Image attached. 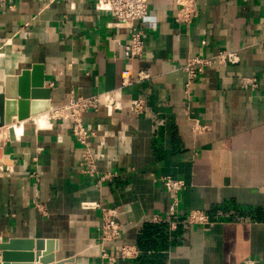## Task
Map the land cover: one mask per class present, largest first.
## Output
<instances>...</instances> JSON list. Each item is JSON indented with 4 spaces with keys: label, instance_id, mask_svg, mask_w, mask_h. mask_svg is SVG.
I'll return each instance as SVG.
<instances>
[{
    "label": "crops",
    "instance_id": "1",
    "mask_svg": "<svg viewBox=\"0 0 264 264\" xmlns=\"http://www.w3.org/2000/svg\"><path fill=\"white\" fill-rule=\"evenodd\" d=\"M197 4L198 15L186 23L176 20V0H149L139 23L146 48L128 60L130 30L93 3L0 0V92L6 76L36 63L52 108L71 96L122 92L120 111L102 104L84 116L96 132L89 141L95 176L83 171L84 148L70 121L49 112L13 117L8 126L21 125V132L11 130L0 143V244L51 238L65 264H264V0ZM220 50L235 51L238 63L207 66L187 95L186 60ZM130 67L133 82L124 85ZM140 72L149 77L139 80ZM245 77L258 86L243 88ZM135 98L146 103L140 113L131 108ZM195 120L208 128L194 131ZM166 177L186 184L170 222ZM86 202L121 210L122 235L106 246L111 255L123 245L140 255L103 257V215ZM191 211L206 213L209 223H190Z\"/></svg>",
    "mask_w": 264,
    "mask_h": 264
},
{
    "label": "built area",
    "instance_id": "2",
    "mask_svg": "<svg viewBox=\"0 0 264 264\" xmlns=\"http://www.w3.org/2000/svg\"><path fill=\"white\" fill-rule=\"evenodd\" d=\"M93 3L98 10L109 12L115 17V25L121 28L130 30V36L125 45V57L128 60L138 59L143 56L145 47V40L139 23L149 12V0H86ZM178 10L176 20L179 22L190 23L198 15L197 0H176ZM206 44V41H203ZM239 58L235 51L220 50L210 56L196 55L189 57L183 65V70L187 74L185 82L187 95L189 88L201 76L207 66L214 64L226 65L229 63H238ZM133 70L126 68L123 70V84L131 85L133 82ZM139 80L148 78L149 75L145 72L138 74ZM243 88H256L258 81L254 77H245L241 80ZM102 104L109 111H120L122 109V92L121 90H114L105 92L103 94H96L91 96H71L69 102L56 108H51L49 111L50 118L54 121H70L71 132L75 140L84 148L82 154L83 171L91 176L97 175L96 165L89 150V141L95 136V130L91 129L85 124L84 116L87 112L100 111ZM145 101L142 98H135L131 100V108L134 112L140 113L145 108ZM208 128L207 125L201 124L199 120L193 123L194 131H203ZM2 126H0V130ZM113 174L108 173L98 178V183H101L105 178L112 177ZM163 184L171 195L173 201L170 208V214L167 217V222H170L175 215L177 200L179 193L185 188L186 184L183 180L166 177ZM37 208L45 213V207L37 200L34 201ZM85 207H98L102 212V220L100 226L99 244L101 246L102 256L111 259L135 258L140 255L141 250L135 245H123L120 248V254L117 256L111 255L106 246L110 242L115 241L122 235L121 210L119 208L101 207L95 202L84 203ZM160 220V219H157ZM188 221L190 223H209V216L201 211H191L188 214ZM244 264H260L259 261L246 258Z\"/></svg>",
    "mask_w": 264,
    "mask_h": 264
},
{
    "label": "water",
    "instance_id": "3",
    "mask_svg": "<svg viewBox=\"0 0 264 264\" xmlns=\"http://www.w3.org/2000/svg\"><path fill=\"white\" fill-rule=\"evenodd\" d=\"M51 101V90L46 86L41 64L10 74L5 78L4 91L0 92V126L12 124L13 117L23 121L47 112L52 108ZM54 241L51 238H11L0 244V264H35L34 261L65 264L67 260H56L52 252Z\"/></svg>",
    "mask_w": 264,
    "mask_h": 264
},
{
    "label": "bare ground",
    "instance_id": "4",
    "mask_svg": "<svg viewBox=\"0 0 264 264\" xmlns=\"http://www.w3.org/2000/svg\"><path fill=\"white\" fill-rule=\"evenodd\" d=\"M47 120H48L47 116H45V115L39 117V122L41 125L47 124ZM11 127L12 126H8V125L2 126V129L0 130V142L3 141L4 139L6 140V138H9L11 130H13L14 132H17V133L21 132V128H22L21 125L15 126V127H13V129ZM4 137H6V138H4Z\"/></svg>",
    "mask_w": 264,
    "mask_h": 264
},
{
    "label": "trees",
    "instance_id": "5",
    "mask_svg": "<svg viewBox=\"0 0 264 264\" xmlns=\"http://www.w3.org/2000/svg\"><path fill=\"white\" fill-rule=\"evenodd\" d=\"M152 228H153V226H152V225H149V226H148V232H147V233H149V234H150V233H151V231H152ZM141 245H142V244H141Z\"/></svg>",
    "mask_w": 264,
    "mask_h": 264
},
{
    "label": "rangeland",
    "instance_id": "6",
    "mask_svg": "<svg viewBox=\"0 0 264 264\" xmlns=\"http://www.w3.org/2000/svg\"><path fill=\"white\" fill-rule=\"evenodd\" d=\"M4 138H6V137H4ZM4 140H5V139H4ZM1 142H2V141H1ZM1 142H0V143H1Z\"/></svg>",
    "mask_w": 264,
    "mask_h": 264
}]
</instances>
